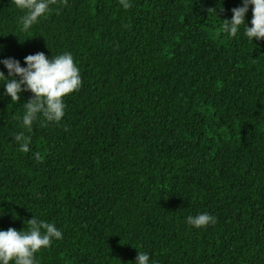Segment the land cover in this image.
Segmentation results:
<instances>
[{
    "label": "trees",
    "instance_id": "16d2710c",
    "mask_svg": "<svg viewBox=\"0 0 264 264\" xmlns=\"http://www.w3.org/2000/svg\"><path fill=\"white\" fill-rule=\"evenodd\" d=\"M130 3L55 0L24 32L0 0V59L70 52L82 79L31 132L33 94L11 101L0 81V229L54 223L37 264H264V39L222 31L242 0ZM204 212L216 223L187 224Z\"/></svg>",
    "mask_w": 264,
    "mask_h": 264
},
{
    "label": "clouds",
    "instance_id": "9594fccd",
    "mask_svg": "<svg viewBox=\"0 0 264 264\" xmlns=\"http://www.w3.org/2000/svg\"><path fill=\"white\" fill-rule=\"evenodd\" d=\"M55 0H15L18 9L24 11L20 18L22 31H29L42 16L50 11ZM127 10L132 7L130 0H120ZM252 7L251 26L246 22L249 7ZM231 18L224 19L222 31L229 37H236L241 26L249 41L264 39V0H242L240 6L231 9ZM7 69V75L0 70V81L4 95L11 101H19L23 92L30 91L33 97L23 104V115L18 117L20 127L31 132L33 123L41 116L48 122L59 123L65 115L64 97L78 90L82 79L74 57L70 52L47 57L44 52L29 54L24 64L13 57L0 59ZM22 152L30 151L31 137L21 131L13 136ZM39 158V154H36ZM187 224L199 229L215 224L216 218L207 212L188 216ZM27 231L15 228L0 229V264H37L36 253L50 247L54 240L63 239V233L54 223L34 216L27 221ZM134 264H155L147 252L139 251Z\"/></svg>",
    "mask_w": 264,
    "mask_h": 264
}]
</instances>
